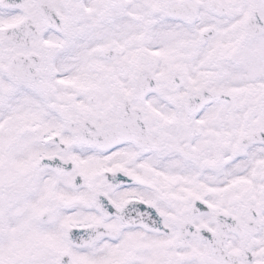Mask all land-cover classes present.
<instances>
[{"label":"snow or ice","instance_id":"6c2138e0","mask_svg":"<svg viewBox=\"0 0 264 264\" xmlns=\"http://www.w3.org/2000/svg\"><path fill=\"white\" fill-rule=\"evenodd\" d=\"M0 264H264V0H0Z\"/></svg>","mask_w":264,"mask_h":264}]
</instances>
